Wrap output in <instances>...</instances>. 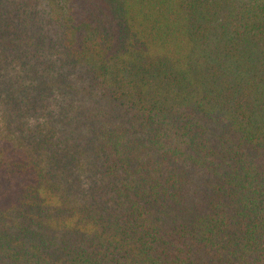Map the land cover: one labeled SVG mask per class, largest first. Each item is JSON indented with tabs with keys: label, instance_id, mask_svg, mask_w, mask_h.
<instances>
[{
	"label": "trees",
	"instance_id": "obj_1",
	"mask_svg": "<svg viewBox=\"0 0 264 264\" xmlns=\"http://www.w3.org/2000/svg\"><path fill=\"white\" fill-rule=\"evenodd\" d=\"M0 264H264V0H0Z\"/></svg>",
	"mask_w": 264,
	"mask_h": 264
}]
</instances>
